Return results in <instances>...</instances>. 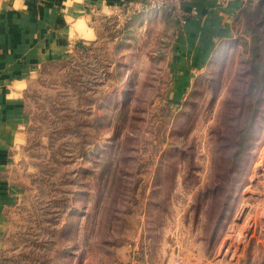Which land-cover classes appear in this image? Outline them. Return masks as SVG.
Returning a JSON list of instances; mask_svg holds the SVG:
<instances>
[{
    "label": "rangeland",
    "instance_id": "obj_1",
    "mask_svg": "<svg viewBox=\"0 0 264 264\" xmlns=\"http://www.w3.org/2000/svg\"><path fill=\"white\" fill-rule=\"evenodd\" d=\"M239 1L205 56L128 1L41 67L0 264H264V0Z\"/></svg>",
    "mask_w": 264,
    "mask_h": 264
},
{
    "label": "crops",
    "instance_id": "obj_2",
    "mask_svg": "<svg viewBox=\"0 0 264 264\" xmlns=\"http://www.w3.org/2000/svg\"><path fill=\"white\" fill-rule=\"evenodd\" d=\"M136 0H1L0 4V234L2 210L13 188L9 169L24 141L28 116L26 87L49 62L64 59L78 44L96 37V27ZM239 0H195V15L178 24L181 42L198 56L207 55L229 30ZM140 15V14H139ZM170 16L167 10L143 17ZM188 45L186 44V47ZM199 50V52H197Z\"/></svg>",
    "mask_w": 264,
    "mask_h": 264
},
{
    "label": "built area",
    "instance_id": "obj_3",
    "mask_svg": "<svg viewBox=\"0 0 264 264\" xmlns=\"http://www.w3.org/2000/svg\"><path fill=\"white\" fill-rule=\"evenodd\" d=\"M195 0H139V2H129L125 6L127 15L137 13L141 14L152 10H172L179 21L184 23L189 17L195 15V9L191 6V3ZM1 4V0H0Z\"/></svg>",
    "mask_w": 264,
    "mask_h": 264
},
{
    "label": "trees",
    "instance_id": "obj_4",
    "mask_svg": "<svg viewBox=\"0 0 264 264\" xmlns=\"http://www.w3.org/2000/svg\"><path fill=\"white\" fill-rule=\"evenodd\" d=\"M163 10H167V11H169V12H171L172 10H169V9H163Z\"/></svg>",
    "mask_w": 264,
    "mask_h": 264
},
{
    "label": "bare ground",
    "instance_id": "obj_5",
    "mask_svg": "<svg viewBox=\"0 0 264 264\" xmlns=\"http://www.w3.org/2000/svg\"><path fill=\"white\" fill-rule=\"evenodd\" d=\"M262 179L261 180H264V177H261ZM260 179V178H259Z\"/></svg>",
    "mask_w": 264,
    "mask_h": 264
}]
</instances>
